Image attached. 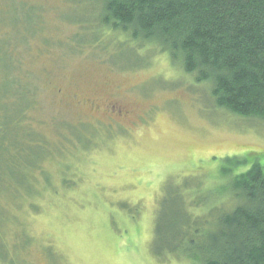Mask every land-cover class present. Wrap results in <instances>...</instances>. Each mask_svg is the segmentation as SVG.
Returning <instances> with one entry per match:
<instances>
[{"label": "rangeland", "instance_id": "obj_1", "mask_svg": "<svg viewBox=\"0 0 264 264\" xmlns=\"http://www.w3.org/2000/svg\"><path fill=\"white\" fill-rule=\"evenodd\" d=\"M98 1L0 0V264H189L168 246L196 187L213 200L226 159L264 163V123L213 107L169 54L74 49Z\"/></svg>", "mask_w": 264, "mask_h": 264}, {"label": "trees", "instance_id": "obj_2", "mask_svg": "<svg viewBox=\"0 0 264 264\" xmlns=\"http://www.w3.org/2000/svg\"><path fill=\"white\" fill-rule=\"evenodd\" d=\"M93 10L91 21L78 22L74 49L104 41L113 56L129 44L137 50L151 46L169 54L194 84L208 87L213 107L264 123V0H99ZM82 31L87 34L80 37ZM114 35L124 41L113 45ZM136 49L128 50L138 55ZM25 107L11 128L16 144L26 131ZM226 163L230 168L221 175L228 180L217 188L224 195L207 201L205 190L196 187L188 205L204 208L183 213L180 229L171 225L176 235L168 246L171 258L189 264H264V163L254 158L243 172L238 170L246 159Z\"/></svg>", "mask_w": 264, "mask_h": 264}, {"label": "flooded vegetation", "instance_id": "obj_3", "mask_svg": "<svg viewBox=\"0 0 264 264\" xmlns=\"http://www.w3.org/2000/svg\"><path fill=\"white\" fill-rule=\"evenodd\" d=\"M108 105H106V108H105V110L108 112V113H115V115H116V117L117 118H122V117H124V115H123V111L122 110H117L116 112L114 111V108L110 105V107H107Z\"/></svg>", "mask_w": 264, "mask_h": 264}]
</instances>
